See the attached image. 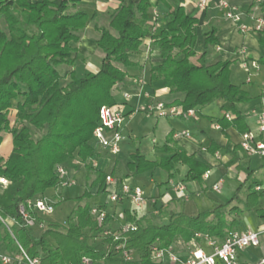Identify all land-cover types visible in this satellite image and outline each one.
<instances>
[{"label": "trees", "instance_id": "obj_1", "mask_svg": "<svg viewBox=\"0 0 264 264\" xmlns=\"http://www.w3.org/2000/svg\"><path fill=\"white\" fill-rule=\"evenodd\" d=\"M81 2L0 0V18L7 29L0 26V145L5 132L12 134L13 142L7 158L0 154V177L21 182L15 199L7 206L0 205V216L6 221H16L20 227L11 226L13 236L0 219L6 228L0 240L6 241L13 253L20 250L19 243L30 255H40L42 264H77L82 256H89L94 264H136L124 262L112 250L106 254L89 244L87 231L100 229L89 214V202L79 203L68 215L64 230L61 224L50 222L43 229L30 228L19 210L20 204L57 186V165L78 156L86 169L92 171L90 160L96 153L93 131L99 123L100 108L119 103L114 89L127 79L128 68L136 65L132 53L139 51L150 34V0L119 5L110 13L109 27L96 26L100 32L97 47L104 53L100 68L77 77L76 61L84 62L86 57L72 43L79 41L76 32L85 29L91 19L88 12L78 7ZM261 5L264 13V1ZM166 20L167 26L152 37L151 46L162 52V60L152 65L151 79L162 80L175 98L170 104L182 106L186 111L223 101L224 115L218 122L223 129L231 124L240 127L245 120L237 104L248 101L249 95L231 80L232 61L219 57L209 60L207 50L197 52L198 19L183 6L169 10ZM215 41L212 33L206 38V45ZM63 65L71 69L63 72ZM67 78L68 82L63 84ZM13 109L17 114L12 126L9 114ZM228 112L234 115L233 119L226 117ZM32 128L43 133L35 138ZM240 129L243 134L249 131V126L245 123ZM173 135L171 132L159 148L168 156H162L159 162L149 161L136 150L131 154L130 167L138 173L161 167L171 176L176 164L183 163L189 167L190 180L202 181L210 167L184 150L170 146ZM239 148L237 145L234 150ZM237 168L246 173L245 179L230 200L218 203L212 210L187 215L166 212L160 207L156 216L167 217L166 223L154 222L149 217L137 218L125 210L126 219L139 224L130 233V245L148 251L155 241L166 246L179 238L190 241L199 232L225 238L238 225L239 218L233 215L242 216L258 204L259 194L254 187L264 183V163L260 166L262 177L250 167L237 165ZM105 178V172L97 171L91 186L99 184L100 190ZM92 195L86 189L76 200H89ZM236 200L239 205L233 204ZM259 212L264 216L263 210ZM107 240L112 243L111 238ZM142 262L154 264L148 252Z\"/></svg>", "mask_w": 264, "mask_h": 264}, {"label": "crops", "instance_id": "obj_2", "mask_svg": "<svg viewBox=\"0 0 264 264\" xmlns=\"http://www.w3.org/2000/svg\"><path fill=\"white\" fill-rule=\"evenodd\" d=\"M137 1L139 0H82L78 7L88 12L91 19L85 29L76 32L79 41L72 43L78 48L79 53L86 57V61H84L86 66L82 69L81 74L78 73L77 68V62L81 60L76 61L74 70L77 77H83L89 72H96L100 68L104 53L100 52L102 56L98 63L94 60L91 61L89 57L90 54L99 51L96 41L100 37V32L96 26L109 27L110 13L114 9L121 4L128 5ZM228 1L246 13L244 22L248 24L253 23L252 16L262 14L261 2L264 0L261 2L260 0ZM150 2L152 3L148 20L150 34L145 37L139 51L132 53L131 58L136 62V65L128 68L127 79L114 92L118 101L125 103L126 115L122 124L124 135L122 143L126 144L124 147L121 146L118 155H113L109 150L101 148L94 142L96 153L93 156L95 160H90L92 171L89 172L80 158L75 156L65 162L64 166L68 171L66 179L74 180L76 183L70 186L61 185L58 188H48L44 194L38 195L36 198L45 196L56 202L65 200L61 190L71 187V198L75 202L78 201L76 198L83 195L88 189L93 194L88 201L90 205L97 202L99 204L106 203L110 190L105 188L106 182L100 190L99 184L91 186L97 177V171L100 170L106 175L112 174L114 176L117 182L114 185L115 189H118L117 184L122 180L143 187L146 199L141 205H135L129 198H124L119 205L120 208L129 210L137 218L140 216L155 218L156 211H159L160 207H163L166 212L175 211L187 215H197L199 212L212 210L218 203L224 202L216 195L221 190H214V184L220 183L222 189L226 180H229L230 185L234 188L242 183L246 173L238 170L237 165L250 167L255 170L256 174H261L260 166L264 163V157L248 156L241 148L237 150L234 148L240 145L242 141L240 127H244L245 123L256 139L264 138V135L259 134V117L264 112V29L241 32L232 21L225 17L223 9L219 6L220 0H210L206 9L200 8L195 0H150ZM179 6H183L186 12L198 19L197 52L202 53L207 50L209 60L219 57L223 60L232 61L230 66L231 80L249 95L248 101L237 104L245 120V123L240 124V127L231 124L225 126L224 129L222 128L218 122L224 115V111L221 109L223 104L221 100L195 108V116L157 117L151 114L149 106H154L160 101L170 104L175 99L170 94L169 88L164 86L162 80L151 79L150 69L152 65L159 64L162 60V52L153 49L151 42L152 37L158 34L161 28L167 26L166 14L169 10ZM105 13H107L105 23L99 24L97 18L104 17L103 14ZM111 30L115 33L114 29ZM212 33L216 41L206 45V38ZM217 46H221L222 49L218 50ZM125 93H129L130 97L126 98ZM142 107H147V109L142 111ZM150 119H154L155 122L150 121ZM151 129L154 135L156 132L160 133L162 141L152 138L151 143H146V136L143 140L139 137H132L136 133ZM183 131H187L189 135H183ZM171 132L174 134V141L169 143L170 146L184 150L188 155H192L195 160L210 167V170L204 174L202 181L190 180L188 178L189 167L183 163L176 164L171 176L161 167L142 173H138L136 168L130 167L131 154L136 150L149 161L159 162L162 156H168L169 154L163 153L159 148L163 146ZM10 136V138H4L3 141L4 143L10 141V148L0 152L4 158L9 156L13 148L11 133ZM233 156L235 157L232 158ZM253 163H255V167H253ZM258 167L259 169H257ZM157 176L158 179H156ZM0 178L9 182L7 186L0 184L2 191L7 187L9 188L11 184L16 186V189L21 185L20 181L12 182L5 177ZM180 184L185 186V190L181 193L175 188ZM51 190H53V195H51ZM203 195L206 197L200 198ZM14 199L15 195L8 203H0V205L7 206ZM143 204H146V209L139 213ZM112 205V203L109 204L110 209ZM161 220L164 223L168 222L167 217H161ZM259 220L257 226L264 223V218H259ZM49 221L61 222L54 219H49ZM2 226L0 224L1 237L5 236V232H3L5 229L3 230L4 227ZM3 241L0 240V253L3 249L8 250V245L2 244ZM262 256H264V239L261 246L251 247L239 253V258L242 261H255Z\"/></svg>", "mask_w": 264, "mask_h": 264}, {"label": "built area", "instance_id": "obj_3", "mask_svg": "<svg viewBox=\"0 0 264 264\" xmlns=\"http://www.w3.org/2000/svg\"><path fill=\"white\" fill-rule=\"evenodd\" d=\"M197 5L206 9L210 0H195ZM262 0H260L261 2ZM219 6L223 9L225 17L232 21L241 32L252 30L261 31L264 29V13L252 16L253 23L244 22L245 12L241 11L236 5L228 0H220ZM221 50V46H217ZM255 65V63H253ZM129 98L130 94L125 93ZM125 103L119 102L115 105H103L99 111V123L93 131L94 142L104 149L110 151L113 155H118L121 151V143L124 140L122 124L125 119ZM147 107H142L145 111ZM152 115L175 116L183 115L184 117L195 116V109L184 110L182 106L168 104L166 102H157L154 106H149ZM228 119H233L234 115L226 113ZM219 127V126H217ZM183 135H189L187 131ZM259 134L264 135V112L259 117ZM241 149L248 156L264 157V138L256 139L252 132L248 131L242 134L240 142ZM95 160V158H91ZM67 169L64 165L56 166L58 176L57 188L59 186H70L76 182L67 178ZM105 188L110 189L108 192V201L106 203L94 204L90 207V216L98 223L99 230L92 232L87 231L90 237L99 240L94 247L103 249L106 254L111 250L113 254L121 257L126 263L144 264L143 256L148 252L149 258L154 264H264V256L255 261L240 260L239 253L251 247H259L264 239V223L255 228L249 227L245 230H230L225 238L220 239L210 236L206 233H196V236L188 241V246L182 250L177 243L161 245L155 241L149 246L148 251L139 250L130 245V233L139 228V224L126 219L125 210L119 207L124 198H129L135 205H141L145 199V191L142 186L130 184L126 180L119 182L118 189L114 188L116 180L112 174H107L105 178ZM9 182L0 178V184L7 186ZM113 187V189H111ZM180 193L185 190L184 185L175 186ZM216 191L221 190V184L216 183L213 186ZM259 194V200L264 198V183L257 184L254 187ZM112 203L111 209L109 204ZM57 202L50 200L48 197H38L29 199L25 204H20L19 210L23 215L27 225L33 229H43L47 223L43 220L42 214H52L56 211ZM31 211L37 216H33ZM159 211H156L158 214ZM0 219L9 228L12 235L11 226L18 224L16 221H6L1 216ZM9 222V223H8ZM19 225V224H18ZM16 227V226H15ZM20 227V225H19ZM14 236V235H13ZM111 238L112 243L107 239ZM115 244L114 246L112 244ZM19 251L16 253H0V264H42L40 255L32 256L19 243ZM74 264V263H70ZM77 264H94L89 256H82Z\"/></svg>", "mask_w": 264, "mask_h": 264}, {"label": "rangeland", "instance_id": "obj_4", "mask_svg": "<svg viewBox=\"0 0 264 264\" xmlns=\"http://www.w3.org/2000/svg\"><path fill=\"white\" fill-rule=\"evenodd\" d=\"M75 10V9H72V11ZM108 13V12H107ZM107 13L103 14L104 17H99L97 18V22L99 24H102V23H105V19L107 18ZM0 26L5 29H6V26H5V23H4V19L3 18H0ZM99 51H96L94 52L93 54H90L89 57H90V60H94L96 61L97 63L99 62L100 58H101V53L102 52L100 49H98ZM193 60H196V58H193ZM86 66V64H84L83 61H80V62H77V68H78V73L81 74L82 73V69ZM71 67L69 66H66V65H63L61 66V70L63 72H66L68 70H70ZM84 73V71H83ZM69 78H67L65 81H62V83H66L68 82ZM118 90V87H116L114 89V92H116ZM121 91V90H120ZM16 103V101H14ZM16 114H17V111H15V109L11 110L10 114H9V118L11 120V125L13 126L15 124V119H16ZM150 121L152 122H155L154 119H150ZM32 133H33V136L35 138H38L41 136V134L43 132L41 131H38L37 129L35 128H32ZM4 135V138H10V133L9 132H5L3 133ZM146 136V138H145ZM133 138H136V137H139V139H146V143H151V140L152 138H156L158 139L159 141H162V136L160 135L159 132H156L155 135L153 133V130H147V131H142L140 133H136L134 134V136H132ZM144 143V141H143ZM126 143H122L121 146L124 147ZM126 147H129V146H126ZM10 148V141H6L5 143L3 142L2 146L0 147V152L2 151H6ZM103 148V147H101ZM127 150L129 148H126ZM112 158H114L112 156ZM255 163H253V167H255ZM259 169V167L257 168ZM260 173H262V171L260 170ZM257 176L259 177H262L261 174H257ZM156 179H158V176L156 177ZM239 187V185H238ZM237 187V188H238ZM8 188V187H7ZM4 189L3 191L0 189V203H8L10 200H12L13 196L15 195V191H16V186H14L13 184L10 185V187L8 189ZM237 188L235 187H232L230 185V182L229 180H226L225 183H224V186L222 187L221 189V192L220 193H217L216 195L219 197L220 200L224 201L223 203L227 202L228 200H230L234 194L236 193L237 191ZM62 193L63 195L65 196V200H61L60 203L56 206V211L52 214H42L43 217H45L43 220L48 224L49 222L50 223H59L62 225L61 229L64 230L67 226V222H66V219H67V216L72 212L74 211L77 206L80 204H85L86 202H88L89 200H83V202H78L75 200H73L71 197V187H66V188H63L62 190ZM255 191V189H254ZM51 195H53V190H51ZM206 197L205 195H203L202 197L200 198H203ZM239 202L234 201L233 204H238ZM96 204H99L98 202ZM239 205V204H238ZM240 206L243 207V204L240 203ZM146 209V204L144 205L143 204V207L140 208L139 210V213H142L144 210ZM260 210H263L264 211V198H261L258 202V204L251 208V209H247L244 213V215L242 216H239V215H233L235 218H239L238 219V225L233 228V230L235 229H238V230H245L249 227H252V228H255L257 226V224H259L260 220L259 218H264V216H262L259 211ZM139 218H143V216H140ZM49 219H54V220H59L61 222H54V221H49ZM152 220L154 222H157V223H162V220H161V217L160 216H156L155 218H152ZM16 227H19L18 224L15 225ZM2 228L3 230L5 228V226L3 225ZM7 227V226H6ZM1 229V230H2ZM5 232V231H3ZM87 236H88V242H93L94 244H96V242H98L99 240H95V238L93 237H90L89 236V233H87ZM51 242H53L51 239H50ZM173 243V242H172ZM174 243H177L179 245V247L182 249V250H185L188 246V241H185L184 239L182 238H179L177 240L174 241ZM5 246H7V242L6 241H3V243ZM6 250V249H5ZM4 249L1 251V253H9L10 251L9 250H6L5 251Z\"/></svg>", "mask_w": 264, "mask_h": 264}]
</instances>
